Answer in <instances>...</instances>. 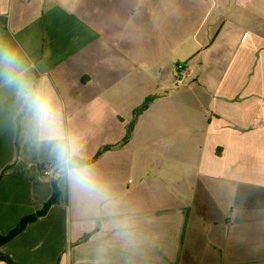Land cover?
<instances>
[{
	"label": "crops",
	"instance_id": "1",
	"mask_svg": "<svg viewBox=\"0 0 264 264\" xmlns=\"http://www.w3.org/2000/svg\"><path fill=\"white\" fill-rule=\"evenodd\" d=\"M0 44L66 130L86 125L111 196L61 179L59 202L2 247L16 264H264V0H0ZM186 47L197 76L158 92ZM21 113L0 79V235L52 196L31 162L16 170ZM39 147L37 167L52 164Z\"/></svg>",
	"mask_w": 264,
	"mask_h": 264
},
{
	"label": "clouds",
	"instance_id": "2",
	"mask_svg": "<svg viewBox=\"0 0 264 264\" xmlns=\"http://www.w3.org/2000/svg\"><path fill=\"white\" fill-rule=\"evenodd\" d=\"M0 79L14 91L33 142L46 148L61 179L85 199L107 206L111 202L107 186L86 161L78 138L65 129L54 99L33 81L17 50L4 44H0Z\"/></svg>",
	"mask_w": 264,
	"mask_h": 264
},
{
	"label": "rangeland",
	"instance_id": "3",
	"mask_svg": "<svg viewBox=\"0 0 264 264\" xmlns=\"http://www.w3.org/2000/svg\"><path fill=\"white\" fill-rule=\"evenodd\" d=\"M193 52L191 49L189 48H182V49H178L177 52L175 53V56L171 57L170 60V72L173 71L172 73H174V77L172 75L168 76V77H164L161 78V82H155L150 84L151 86H153V88H155L156 90H158V92H161L163 90H160V88H166L167 90L171 89V88H176V86L179 85L182 86V81H184L185 83L190 82V80L194 79L197 76V68L195 66L196 61H194L192 59L193 57ZM188 62V63H187ZM187 63V64H186ZM186 64V69H190L193 72H195L194 76L192 77H187L186 78V69H183V66ZM178 66H180V68H178ZM155 95V94H154ZM71 117V119H73L75 116H69ZM77 119H82L81 116H76ZM133 120V118H132ZM82 123V121L80 122ZM78 125H82V124H78ZM86 126V125H84ZM81 126V130H77L75 131L77 136H78V140L81 146H83V142L85 140H87V134L89 132H87V129ZM134 128V124L132 123V121L130 122V124L128 125V134H131L132 130ZM19 149L22 153V163H17V167L16 170L20 171V170H24L25 166H24V162L28 163L31 162V164H33V168L32 170H34V172H36V174L39 176V172L37 169V161L40 159V157H42L45 152L42 151V149L37 146L34 142L33 139L31 138L30 132H29V128H28V123L27 120L25 119L24 116H22L21 118V131H20V135H19ZM81 149H84L83 147ZM47 159H43V163L41 165H43L44 167H49L51 169V173L50 175H47V178H51L54 177V171L56 165L55 162L53 160L52 164H49L47 161ZM50 165V166H49ZM52 165H55V167H53ZM23 166V169H21ZM132 179V178H131ZM47 184L50 186L51 181L48 179L46 180Z\"/></svg>",
	"mask_w": 264,
	"mask_h": 264
},
{
	"label": "trees",
	"instance_id": "4",
	"mask_svg": "<svg viewBox=\"0 0 264 264\" xmlns=\"http://www.w3.org/2000/svg\"><path fill=\"white\" fill-rule=\"evenodd\" d=\"M188 63V62H187ZM186 63V64H187ZM186 64L183 66V68H185ZM178 68H180V66H178ZM156 98L155 95H150L148 97H146L142 103L141 106H139L138 108H136L134 110L133 113V120L132 123L135 124L139 118V116L146 110L148 109V107L150 106V104L152 103V101H154V99ZM23 113H21L18 116V148H19V135H20V119L22 118ZM129 140V135L124 138L123 143H126ZM107 149V147L105 148ZM102 151H99L96 156L94 158H92L91 160H86L89 164H91L92 162H94L99 155L101 154ZM39 174H41L43 177H46L44 175V170L45 167L41 164L38 165L37 167ZM54 177H52L51 179V184H52V196L50 197V199L48 201H46L45 203H43L42 207L36 211L33 214L24 216L19 223L17 224V226L15 228H13L10 232H8L5 235H0V262H4L7 264H16L13 259L5 254L2 251V247L7 244L8 242L12 241L14 238H16L18 235H20L30 224L36 222L38 219L44 217L48 211L50 210V208L57 204L60 200V197L62 195V191L60 189V174L57 168H55L54 171ZM47 178V177H46Z\"/></svg>",
	"mask_w": 264,
	"mask_h": 264
},
{
	"label": "built area",
	"instance_id": "5",
	"mask_svg": "<svg viewBox=\"0 0 264 264\" xmlns=\"http://www.w3.org/2000/svg\"><path fill=\"white\" fill-rule=\"evenodd\" d=\"M44 175L47 176L50 175V173L47 170H44Z\"/></svg>",
	"mask_w": 264,
	"mask_h": 264
}]
</instances>
